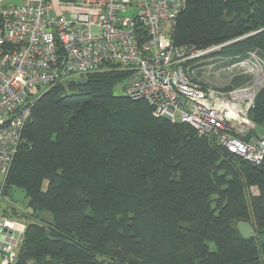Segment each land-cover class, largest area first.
Here are the masks:
<instances>
[{"label": "trees", "instance_id": "1", "mask_svg": "<svg viewBox=\"0 0 264 264\" xmlns=\"http://www.w3.org/2000/svg\"><path fill=\"white\" fill-rule=\"evenodd\" d=\"M172 37L221 45L219 67L264 65V0H187ZM123 76L109 68L75 76L29 103L0 189L2 212L25 218L13 264H264V161L114 93ZM249 80L233 75L222 88ZM248 115L264 134V85ZM11 185L27 193L20 209ZM240 221L253 229L247 238Z\"/></svg>", "mask_w": 264, "mask_h": 264}, {"label": "built area", "instance_id": "2", "mask_svg": "<svg viewBox=\"0 0 264 264\" xmlns=\"http://www.w3.org/2000/svg\"><path fill=\"white\" fill-rule=\"evenodd\" d=\"M186 2L0 0V189L32 98L108 68L124 73L123 92L146 101L155 117L187 123L255 164L264 161V134H254L248 115L255 84L223 89L225 79L218 77L220 70L252 59L219 67L215 52L221 45L176 44L172 33ZM25 228L0 209V264L14 263Z\"/></svg>", "mask_w": 264, "mask_h": 264}, {"label": "rangeland", "instance_id": "3", "mask_svg": "<svg viewBox=\"0 0 264 264\" xmlns=\"http://www.w3.org/2000/svg\"><path fill=\"white\" fill-rule=\"evenodd\" d=\"M21 1L22 0H4V3H6V4H20ZM261 64L254 61V60H248L247 62H243L242 64H238L236 66L233 65V66L228 67V69H227L228 71L220 70L218 72V77L221 81H223L225 79L224 84H222V86H224V85H227L229 83L228 77L234 75V73H236V72H240V74L248 75L249 79H250L249 82L255 84V90H254V92H255L258 90L259 87L264 85V65L263 64L261 65ZM211 78L214 79L213 77H211ZM214 80H216V79H214ZM213 83H216V82L213 81ZM124 84H125L124 79H121L118 83H116V85L114 87V93L123 94ZM254 94L255 93L252 92V94H251L252 98H253ZM250 191L252 193L257 192L256 188H254V187H252ZM4 200H5V202H8L7 198H4L3 201ZM17 205L20 206V207H18V209L22 208L20 202H18ZM31 211H32V209H31ZM13 217H15V216H13ZM23 219H25V218H22L20 220H23Z\"/></svg>", "mask_w": 264, "mask_h": 264}, {"label": "water", "instance_id": "4", "mask_svg": "<svg viewBox=\"0 0 264 264\" xmlns=\"http://www.w3.org/2000/svg\"><path fill=\"white\" fill-rule=\"evenodd\" d=\"M10 193H11V198L14 202L23 203V202H25V200L27 198L26 191L23 188H20L18 186L11 185L10 186ZM25 206L32 209V211H34L36 209V207L31 204L30 200H28L26 202ZM237 229L240 232L241 236L245 237V238L249 237L253 233V229H252L251 225L246 221L238 222Z\"/></svg>", "mask_w": 264, "mask_h": 264}]
</instances>
